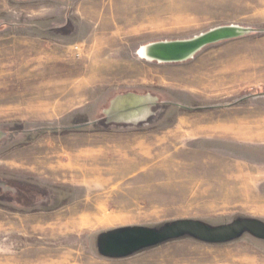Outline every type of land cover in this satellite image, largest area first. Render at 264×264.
Listing matches in <instances>:
<instances>
[{
  "label": "rangeland",
  "instance_id": "obj_1",
  "mask_svg": "<svg viewBox=\"0 0 264 264\" xmlns=\"http://www.w3.org/2000/svg\"><path fill=\"white\" fill-rule=\"evenodd\" d=\"M228 24L255 32L138 53ZM0 132V264H264V0H0ZM182 224L245 225L103 247Z\"/></svg>",
  "mask_w": 264,
  "mask_h": 264
},
{
  "label": "water",
  "instance_id": "obj_2",
  "mask_svg": "<svg viewBox=\"0 0 264 264\" xmlns=\"http://www.w3.org/2000/svg\"><path fill=\"white\" fill-rule=\"evenodd\" d=\"M253 32H255V29H252L251 27L236 24L216 26L191 38L156 41L145 44L142 46L143 55L146 57V60L155 61L157 63H181L192 59L194 55L208 46L241 38ZM149 100H151V97H144L143 100L138 96L121 97L113 102L111 108L115 114L119 113V115H121L120 112H126L125 115L132 118L134 115L141 113V111L143 112V110L145 111L149 109V107H145L147 103L152 104ZM2 135L3 133L0 132V137H2ZM241 225L212 230L195 224H182L173 230L166 231L162 234L152 235L122 231L107 235L103 247L108 254L121 255L132 251L143 241H149V239L164 237L174 233L177 234L179 231L187 230L207 237H215L226 235ZM246 226L254 225L246 223ZM260 229L262 230L263 228ZM111 237L118 239L120 242L118 243V248L116 250H109V238Z\"/></svg>",
  "mask_w": 264,
  "mask_h": 264
},
{
  "label": "bare ground",
  "instance_id": "obj_3",
  "mask_svg": "<svg viewBox=\"0 0 264 264\" xmlns=\"http://www.w3.org/2000/svg\"><path fill=\"white\" fill-rule=\"evenodd\" d=\"M139 55L143 58V59H146V57L143 55V47H141L140 49H139ZM133 95V94H132ZM122 114V113H121ZM119 116V115H118ZM122 116V115H121ZM120 117V116H119ZM118 118V117H117ZM127 118V117H126ZM132 122V121H131ZM140 122V121H139Z\"/></svg>",
  "mask_w": 264,
  "mask_h": 264
},
{
  "label": "crops",
  "instance_id": "obj_4",
  "mask_svg": "<svg viewBox=\"0 0 264 264\" xmlns=\"http://www.w3.org/2000/svg\"><path fill=\"white\" fill-rule=\"evenodd\" d=\"M218 44H220V43H218ZM215 45H217V44H215ZM195 56H196V55H194L192 59H194ZM199 60H202V57H199ZM199 65H203V64H199Z\"/></svg>",
  "mask_w": 264,
  "mask_h": 264
},
{
  "label": "flooded vegetation",
  "instance_id": "obj_5",
  "mask_svg": "<svg viewBox=\"0 0 264 264\" xmlns=\"http://www.w3.org/2000/svg\"><path fill=\"white\" fill-rule=\"evenodd\" d=\"M120 117H123V119H128L129 117L128 116H126V115H122V116H120ZM127 117V118H126ZM131 118V117H130Z\"/></svg>",
  "mask_w": 264,
  "mask_h": 264
}]
</instances>
